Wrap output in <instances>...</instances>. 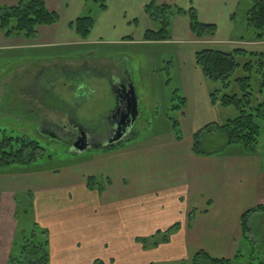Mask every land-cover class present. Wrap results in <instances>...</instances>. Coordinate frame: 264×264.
I'll return each instance as SVG.
<instances>
[{
  "label": "rangeland",
  "instance_id": "1",
  "mask_svg": "<svg viewBox=\"0 0 264 264\" xmlns=\"http://www.w3.org/2000/svg\"><path fill=\"white\" fill-rule=\"evenodd\" d=\"M14 1L16 3L17 0ZM248 3L242 0L241 5L239 6L238 3L235 8L232 15L234 29L230 33V41H212L210 38H214L216 33L214 36H205L201 39L192 32L191 26L192 37L181 33V38L176 39L172 34V22L174 16L178 15L176 14L171 21L170 37L165 41L146 40V32L155 30L147 15L150 24L148 28L143 29L141 39H139L142 32L140 26L139 29L120 30L118 33L121 36L117 42L100 41L79 47L74 45L65 48L53 47L39 50L38 53L37 49L31 48L0 47V138L3 136L2 130L7 135L26 134L30 139L39 141L44 148L37 153L36 159L30 164L10 165L2 172L6 174L0 175V190L9 188L15 190V201H11L12 204L5 207L4 205L10 201H3L0 208V264H13L12 260L20 255L25 234L30 233L35 223H38L39 227L34 229L38 230L40 226L49 229L51 254L49 264H192L191 257L176 259L171 256L168 261H154L162 250L159 252L158 248L155 249L153 243L162 240V233L155 235L157 232H152L151 236L147 232L146 227L150 218L143 208L140 209V218L137 217V221L133 220L132 223L128 221L126 225L124 220L121 221V225L126 227L121 228L120 233L112 228V225L119 223L114 222L112 217L114 214L108 216L105 212L115 213V210L110 208L113 206L107 204L110 203L112 196L118 195L125 189L118 182L105 196L98 195L97 200L96 194L93 193L98 192L90 193L86 188H81L77 182L84 174L94 175L96 189L100 183L106 186L108 178H105L107 175H102L103 172L108 170L106 173L110 181L112 179L117 181L118 168L115 166L120 164L122 168H119V171H126V163L129 160L122 161L120 159H124L123 157L116 158L120 153H125L121 151L122 149L127 151L141 149L139 152L141 155L146 149H151L150 147H153V150L157 149L155 148L157 146L167 147L170 141L177 140V136L182 141L180 146L185 147L191 142L193 133L207 125H222L238 115L237 110L232 106L223 107L214 104L211 93L215 90H219V96L239 93L235 79L247 74L243 65L248 57L239 58L240 67L231 75V86L223 88L220 81H212L203 74L196 63V53L206 48H217L227 52L244 48L248 51L264 52V41H250L253 30L248 28L245 16ZM14 4L3 3L0 6ZM98 7L90 0L84 13L79 16L88 13L96 20L101 13ZM181 8L188 10L191 7ZM46 51L51 52L48 57H53L56 52L66 57L88 53L96 64L110 67L112 62L102 61L104 56L126 62L127 69H130L131 74L134 75L132 86L139 107V116L128 134V137L133 135L132 139L122 141L113 149L99 147L113 134L114 111L118 106L112 83L108 80V73H93L92 69H89L88 76L80 74L81 72L76 73L79 78L62 75L61 79L53 83L56 97L49 86H43L44 91L26 88L25 95L20 97L18 91L21 90L17 89L19 86L17 83L26 82L29 77L18 75L16 72L18 67L26 63V60ZM115 65H118L115 70L121 72L123 63L118 62ZM22 73L24 71H21ZM259 82L260 76L254 72L252 86L255 99L263 101L264 90L260 92ZM29 84L37 86L39 90L42 89L38 81L30 80L26 85ZM178 95L187 96L184 107ZM58 96L60 102L56 101ZM41 102L46 104L54 102L53 105L72 109L76 118L75 123L80 125L75 126V130H80V127L85 129L89 133L88 140L91 146L83 151L72 150L65 137V128L47 124L46 119L51 116L55 119L56 113L52 114ZM60 118H56L54 123L61 126L69 122L68 117L67 120ZM203 138L204 148L209 150L220 149L225 142V136L217 130H204ZM239 148V146H231L228 150ZM257 151L264 156V120ZM170 166L173 167L172 164ZM142 167L144 169H140L138 175L142 177L140 181L142 190L146 191L156 184L153 173L156 170ZM42 170L47 172L39 173ZM172 176L173 172L170 171L169 177ZM40 187L49 189L53 196L52 201H36V190ZM130 187L132 186L127 184V189ZM68 192L72 195L70 198L66 197ZM184 200V204L177 203L175 197L169 196L167 201H174L175 204L170 203L169 208L165 210L169 216L166 215L164 231L176 223L182 227L186 222L185 214L191 202L199 203L197 198L188 200L185 197ZM114 207L117 211V207L120 206ZM38 208L43 212L39 219ZM125 209L127 210L128 207ZM248 223L250 230L247 232V237L240 236L236 242L235 254L239 256L234 259L233 264H264V212L251 214ZM129 225L131 228L128 227ZM5 230L7 233L4 234ZM52 242L53 252H51ZM173 246L176 248L174 242ZM233 254L230 257L234 258L235 254Z\"/></svg>",
  "mask_w": 264,
  "mask_h": 264
},
{
  "label": "crops",
  "instance_id": "2",
  "mask_svg": "<svg viewBox=\"0 0 264 264\" xmlns=\"http://www.w3.org/2000/svg\"><path fill=\"white\" fill-rule=\"evenodd\" d=\"M86 1L46 0L48 9L60 15L59 21L51 25L38 26L34 38L7 37L0 28V47L4 49L31 48L37 49L38 53L39 50L43 51L46 48L53 47L65 48L73 45L79 47L90 44V42L100 43V41L117 42L120 40L121 35L118 33L120 30H134L139 29L140 26L142 32L139 39H141L143 31L149 27L150 19L144 8L152 0H108V7L101 10V13L99 12L100 14L95 20L90 36L87 39H82L73 28L72 22L81 13H84L88 5ZM162 2L176 3L184 8L194 7L202 22L216 25L217 32L214 38H210L212 41H230V33L234 29L232 15L240 0H162ZM3 3L14 4L15 1L0 0V4ZM181 33L191 36L190 19L186 14H178L173 18V37L180 39ZM250 41L260 42L252 39ZM49 53L51 52L46 51V53L39 54V56L36 55L35 58L26 60V63L18 67L16 71L18 75L29 77L26 82L20 83L18 81L17 83L19 85L17 89L21 90L20 92L17 90L20 97L25 95L24 90L26 88H29L28 90L36 88L38 91H44L42 85L53 89L51 91L56 97V88H54L53 83L58 80L59 75L60 77L69 75L76 78L78 77L76 73L81 72L80 74L88 76L89 69H92L93 73H108V80L115 84L120 80V71L115 70V67H117L114 64L115 62L123 63L121 76L126 78L129 84L130 82L133 83L134 75L131 74L130 69H127L126 62L119 61L117 58L104 56L102 61L112 62V66L109 67L113 68L108 71V69L98 68V64L91 59L88 53L66 57L56 52L53 57H48ZM31 67L32 69H30ZM46 68H49V70H46ZM21 71H24V73L21 74ZM52 71H54L53 74ZM116 73H118V76L115 75ZM41 77L42 79H40ZM30 80L38 81V85L42 89L39 90L37 86L31 84L26 85ZM60 100L59 97L56 101L60 102ZM41 104L43 105L42 102ZM53 104L54 102L51 105ZM43 107L46 106L43 105ZM47 109L52 114L55 112L56 118L61 117V120L71 116L66 112L68 107L53 105L48 106ZM51 117L46 120L56 119ZM181 144L182 141L180 140H172L167 147L157 146L155 147L157 149L154 150L153 147H150L151 149H146L145 153L141 155L139 153L141 149H132L133 151L122 149L121 151L125 153H120L116 158L123 157L124 159L120 160H129V162L126 163V171H119V168H122L120 164L115 166V168H118L117 181L113 179L110 181V177L106 173L108 170H104L105 172L102 175H107L105 178H108V180L106 186H103L101 190L87 187L86 177L91 175H82L77 183L90 193L98 192L93 193L96 194V200L98 195L105 196L111 192L117 182L125 188L118 195L112 196L110 203L107 204V206H113L110 208L115 210V213L105 212L108 216L114 214L112 216L114 222L116 221L119 224L112 225V228L119 233L121 228L126 227L128 221L132 223L133 220L137 221V217L140 218V209L142 208L148 212L150 218L146 227L147 232L152 236V232L164 231L166 215L169 216V213H165V210L169 208L170 203L175 204L174 201H167L169 196L175 197L178 200L177 203L180 202L181 204H184L185 197L188 200L197 198L199 203L195 204L192 200L193 202H191L192 204H190L188 212L185 214L186 222L180 230L173 234L168 242L155 247V249H159V252L162 251L155 257L154 261H168L171 256L176 259H189L190 257L192 259L193 255L200 250H204L215 257H230L233 253L235 254L236 242L242 236V215L248 209L264 204V156L258 151L248 153L240 148L212 155H197L192 151V139L188 146L181 147ZM171 164L173 167L170 166ZM142 166L146 169L156 170L153 172L156 184H153L146 191L142 190L140 183L142 177L138 175V171L144 169ZM170 171L173 172L171 178L169 177ZM41 172L47 171L42 170L39 173ZM5 174L0 173L1 176ZM127 184L132 187L127 189ZM36 192V201H52L53 196L48 188L40 187ZM71 196L69 192L66 195L67 198ZM0 199V208H2L3 201H10L4 207L11 205V201H15V190L13 188L0 190ZM122 203L124 204L122 205ZM124 205L128 207L127 210ZM114 206L120 207H117L116 211ZM193 210H195V214L191 226H189L188 215ZM39 212L40 208H38L37 213L38 219L40 214L43 213L42 211ZM75 217L77 216L75 215ZM123 220L125 225H121ZM128 227L131 228V225ZM5 233H7L6 230ZM173 242L176 248H174ZM171 244L172 246L169 247ZM51 252H53V242Z\"/></svg>",
  "mask_w": 264,
  "mask_h": 264
},
{
  "label": "trees",
  "instance_id": "3",
  "mask_svg": "<svg viewBox=\"0 0 264 264\" xmlns=\"http://www.w3.org/2000/svg\"><path fill=\"white\" fill-rule=\"evenodd\" d=\"M96 3L100 10L108 7V0H91ZM248 8L246 11V22L249 29H252L250 39L264 41V0H246ZM88 4L90 0L86 1ZM242 0L239 2L241 5ZM145 12L150 17L155 30L146 32L148 41H165L170 37L171 21L176 14H187L190 18L192 32L199 38L214 36L217 30L216 25L204 23L200 20L195 8L186 10L175 4L163 3L162 0H152L145 6ZM57 12L48 9L46 0H17L14 5L0 6V28L7 37L21 36L34 38L38 26L51 25L59 21ZM95 18L90 14L79 16L72 26L82 39H87L94 27ZM248 57L243 65L247 73L244 77L236 78L235 82L239 93L218 95L219 90L211 93L214 104L223 107H234L238 115L229 119L222 125H207L192 135V151L197 155H212L227 151L231 146H239L248 153L257 151L261 139L262 121L264 120V100L256 101L252 86V74L257 72L260 76V92L264 90V52L248 51L244 48H236L233 51H223L217 48H206L196 53V63L200 66L203 74L212 81H220L223 88L231 86V75L240 67L239 58ZM56 78V77H55ZM61 79L60 75L57 77ZM56 78V79H57ZM47 83V81H46ZM45 84V83H44ZM52 85V84H51ZM43 87V85H42ZM182 100L183 107L187 102L185 96L178 95ZM52 104V103H51ZM51 104L43 103L45 108ZM73 113L72 109L66 111ZM50 121L51 125H56ZM204 130L218 131L225 136V142L220 149L209 150L204 148ZM0 138V173L13 164H30L36 159L37 153L44 148L39 141L30 139L26 134L7 135L1 131ZM178 132V131H177ZM133 135L127 136L121 141L107 145L113 149L124 140H130ZM181 140L179 136L176 138ZM102 147V148H104ZM86 185L90 189L96 188V176L86 177ZM103 189V184L97 187ZM256 212H264V204L252 207L244 212L241 217L242 236L247 237L250 230L249 217ZM195 210L188 215V224L191 226ZM34 224L30 233L25 234L20 255L12 260L13 264H49L50 263V239L49 229ZM181 226L176 223L166 231H158L155 235L162 233V240L154 242L153 247L168 242L170 237L180 230ZM239 255L231 257H215L204 250L195 253L191 259L192 264H233L234 259Z\"/></svg>",
  "mask_w": 264,
  "mask_h": 264
},
{
  "label": "water",
  "instance_id": "4",
  "mask_svg": "<svg viewBox=\"0 0 264 264\" xmlns=\"http://www.w3.org/2000/svg\"><path fill=\"white\" fill-rule=\"evenodd\" d=\"M111 85L115 92H117L118 94H122L123 96L126 97L127 102L125 104L126 110L122 111L121 113V122L114 124L116 130L113 136L106 142V145L114 144L125 138V136L132 129L134 122L139 116L138 99L134 87L132 86L133 83L130 82L129 89H126L125 86L119 82L115 85L114 84ZM102 146L103 145H99V147ZM88 147L89 144L86 142V138L81 137L80 140L75 142V144L71 147V149L74 151H83Z\"/></svg>",
  "mask_w": 264,
  "mask_h": 264
},
{
  "label": "flooded vegetation",
  "instance_id": "5",
  "mask_svg": "<svg viewBox=\"0 0 264 264\" xmlns=\"http://www.w3.org/2000/svg\"><path fill=\"white\" fill-rule=\"evenodd\" d=\"M118 62H115L114 64H117ZM94 66V65H93ZM92 66V67H93ZM118 66V65H117ZM94 68V67H93ZM98 68H101V69H108V71H111L112 70V68H110L108 65H104V64H98ZM115 69H116V67H115ZM54 73V71H52V74ZM51 74V73H50ZM120 74V76H119V78H120V83L121 84H123L124 86H125V88L126 89H129V83H128V81H127V79L126 78H124V77H122L121 76V72L119 73ZM115 75H117L118 76V73H116ZM116 99H117V102H118V106L116 107V109H115V111H114V115H115V117L113 118V123H112V128H113V134H114V132H115V130H116V128L114 127V124H117V123H119V122H121V113H122V111H125L126 110V107H125V104H126V97L125 96H123L122 94H117L116 95ZM68 115L70 116V117H68L69 118V122L68 123H66V124H64V125H61V126H59V125H56V126H58V127H61V128H65L64 129V131H65V137H67V140H68V142H69V147L71 148L74 144H75V142H77L78 140H80L81 139V137H84V138H86V142L89 144V146L91 145V143H90V141L88 140V136H89V133L88 132H86L85 131V129H83V128H81L80 127V130H75L76 129V127L75 126H80V125H76V123H75V120H74V118L72 117V114L71 113H68ZM75 123V124H74ZM51 132V131H50ZM52 135H56V134H54V133H51ZM113 134H112V136H113ZM111 136V137H112ZM110 137V138H111ZM58 138H59V136H58ZM66 139V138H65Z\"/></svg>",
  "mask_w": 264,
  "mask_h": 264
}]
</instances>
